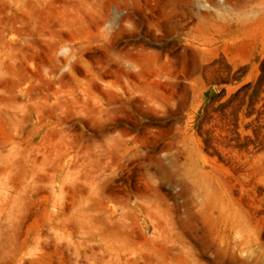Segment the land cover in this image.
<instances>
[{
  "label": "rangeland",
  "instance_id": "obj_1",
  "mask_svg": "<svg viewBox=\"0 0 264 264\" xmlns=\"http://www.w3.org/2000/svg\"><path fill=\"white\" fill-rule=\"evenodd\" d=\"M17 2L0 264H264V0ZM136 40L138 75L119 62Z\"/></svg>",
  "mask_w": 264,
  "mask_h": 264
},
{
  "label": "bare ground",
  "instance_id": "obj_2",
  "mask_svg": "<svg viewBox=\"0 0 264 264\" xmlns=\"http://www.w3.org/2000/svg\"><path fill=\"white\" fill-rule=\"evenodd\" d=\"M25 0H19V4H17L18 8L24 5ZM50 0H34L36 3L43 4ZM61 4V9L64 13H140L139 4L140 0H59ZM126 15L123 16V19H126ZM18 37H11L9 39H5V43H14L16 41L25 40L26 35L24 33H19ZM138 45L139 42L136 40L135 48L136 55L134 58L130 59L126 56H120L119 62L120 64L127 65L131 68L133 74L138 75L140 70V61L138 58ZM47 73H54L55 70L53 68L46 67L44 68ZM13 76V67L9 65L0 63V100L5 97V92L7 89L3 88V85L7 83V80ZM28 87L19 88V92L21 95H25L28 93ZM136 93V99L138 100L137 90H134ZM0 104L1 101H0Z\"/></svg>",
  "mask_w": 264,
  "mask_h": 264
}]
</instances>
